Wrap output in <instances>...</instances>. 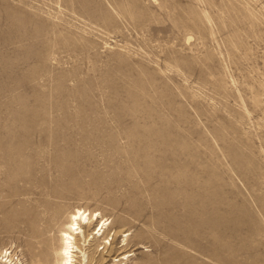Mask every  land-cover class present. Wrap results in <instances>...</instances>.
<instances>
[{"label": "rangeland", "instance_id": "obj_1", "mask_svg": "<svg viewBox=\"0 0 264 264\" xmlns=\"http://www.w3.org/2000/svg\"><path fill=\"white\" fill-rule=\"evenodd\" d=\"M78 208L75 264H264V0H0V264Z\"/></svg>", "mask_w": 264, "mask_h": 264}, {"label": "bare ground", "instance_id": "obj_2", "mask_svg": "<svg viewBox=\"0 0 264 264\" xmlns=\"http://www.w3.org/2000/svg\"><path fill=\"white\" fill-rule=\"evenodd\" d=\"M61 209L62 208L59 207L53 209L49 216L45 218V234L53 230L55 224L54 222H59L63 214ZM99 215V213H88L87 210H83L82 208L74 209L73 213L69 215V218L60 229V247L38 248V253H36L37 256L40 258V260H44L45 262H51V260L55 258L57 262L56 264H75V253L79 248L77 243L78 235L82 236L87 245H90L91 242L93 243L94 241L100 242L109 239L110 226L107 223L108 220H105L103 217L100 219ZM90 229L93 230L91 233H88ZM108 243L109 241L106 242V244ZM128 257L129 255L124 257L123 260L127 259Z\"/></svg>", "mask_w": 264, "mask_h": 264}]
</instances>
